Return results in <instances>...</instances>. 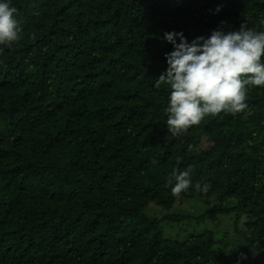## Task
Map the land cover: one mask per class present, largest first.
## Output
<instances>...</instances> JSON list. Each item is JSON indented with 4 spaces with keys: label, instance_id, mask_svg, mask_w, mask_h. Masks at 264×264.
<instances>
[{
    "label": "trees",
    "instance_id": "trees-1",
    "mask_svg": "<svg viewBox=\"0 0 264 264\" xmlns=\"http://www.w3.org/2000/svg\"><path fill=\"white\" fill-rule=\"evenodd\" d=\"M10 5L22 32L0 52V264H229L211 230L171 239L162 222L231 213L237 264H264V86L248 87L247 118L222 112L179 137L166 130L169 89L154 87L173 51L164 33L264 31V0ZM189 165L175 197L167 179ZM183 200L230 206L192 217L175 211Z\"/></svg>",
    "mask_w": 264,
    "mask_h": 264
},
{
    "label": "clouds",
    "instance_id": "clouds-1",
    "mask_svg": "<svg viewBox=\"0 0 264 264\" xmlns=\"http://www.w3.org/2000/svg\"><path fill=\"white\" fill-rule=\"evenodd\" d=\"M16 13L17 8L10 5V0L0 2V52L21 39L22 28L14 18ZM221 23L209 37H197L191 43L183 33L163 35L173 51L166 54L167 69L155 79L154 87L160 89L164 85L169 89L166 130L173 137L199 125L205 117H216L222 112L233 117L242 113L247 118L250 114L246 103L248 87L264 86V63H261L264 31L242 23L238 30L225 32ZM194 168L195 165L183 171L173 168L166 182L173 196L187 192ZM196 188L206 193L209 185L201 187L197 183Z\"/></svg>",
    "mask_w": 264,
    "mask_h": 264
},
{
    "label": "rangeland",
    "instance_id": "rangeland-1",
    "mask_svg": "<svg viewBox=\"0 0 264 264\" xmlns=\"http://www.w3.org/2000/svg\"><path fill=\"white\" fill-rule=\"evenodd\" d=\"M211 200V199H210ZM206 204L203 203H196L189 200H183L179 203L174 205V209L176 212H178L180 215L187 214L192 217H197L199 214H201L203 211L209 209L210 207L214 205H221L223 207L230 206V203L225 202L220 204L218 201H211L209 205L206 206ZM173 210V209H172ZM154 211L155 213H164L159 207L149 204L145 209V214L149 215L150 212ZM170 213V212H169ZM163 214H158V216H162ZM233 214H229L228 216L224 215H215L211 217V219L203 221L201 224L193 222V219H191L188 222L186 220L182 219L181 223H169L166 221L162 222L163 225V232L164 234L171 239H184L188 234L194 232H199L202 230H211L213 233H215L216 236V242L217 244L215 247L220 246L223 248V252L226 256L227 262L229 264H237V258L239 256V243L240 240L237 239V236L233 233ZM189 224L191 225V228L188 227ZM195 224V225H194ZM166 237V238H167ZM223 242V243H222Z\"/></svg>",
    "mask_w": 264,
    "mask_h": 264
}]
</instances>
